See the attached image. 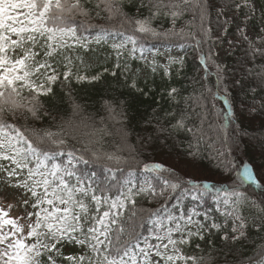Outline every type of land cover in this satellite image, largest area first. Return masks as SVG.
I'll list each match as a JSON object with an SVG mask.
<instances>
[{"label":"snow or ice","instance_id":"obj_1","mask_svg":"<svg viewBox=\"0 0 264 264\" xmlns=\"http://www.w3.org/2000/svg\"><path fill=\"white\" fill-rule=\"evenodd\" d=\"M133 6L136 14L130 16L118 0H97L96 17L107 21L120 17L118 30L77 23V13L91 16L82 0L70 4L62 0H0V182L22 190L28 196L23 203L33 209L27 213V224L0 209V264H58V259L67 264H200L203 257L198 260L183 251L194 239L203 241L213 230L224 231L221 239L227 247L228 242L234 245L245 240L250 229L264 232V163L243 162L238 166L230 159L240 151L242 141L238 137L225 135L219 141L213 159L220 178L201 175L200 144L206 136V123L212 127L208 97L222 93L226 106L229 99L234 100L228 72L215 61V84L204 83L198 95L186 97L188 107L178 116L168 113L167 126L157 121L154 134L141 138L139 147L131 148L127 159L101 154L87 144L70 147L61 133L41 134L26 126L29 118L41 119L38 97L52 93L51 86L61 76L65 81L71 78L70 49L87 54L93 51V44L99 47L112 39L116 69L121 68L120 60L127 55L150 63L155 72L157 62L155 58L149 62L147 55L155 57L159 49L148 47V41H160L166 50L183 49L191 42L203 54L204 45L212 39L211 29L204 26L212 10L209 0H134ZM252 7L254 13L255 5ZM223 12L221 7L217 16ZM185 14L192 19L177 30V21ZM165 21L171 26L165 27ZM89 29H95L94 36ZM246 29L247 23L238 27L248 44L247 59L241 62L239 71L258 79L256 87H261L264 64L257 67L256 60H264V28L255 31L254 41ZM116 37L120 38L118 42ZM213 54L209 45L204 71ZM57 57L63 61L62 73ZM77 59L83 62L82 57ZM247 60L252 67H244ZM184 62L183 56H169L161 67L165 75L173 65L179 73ZM123 68L130 71L127 62ZM236 72L233 69L232 76ZM76 79L88 77L77 75ZM240 83L233 80L231 85ZM131 87H136L135 81ZM176 93L172 88L169 95L174 97ZM234 109L233 103L226 115L233 116ZM21 117L24 126L19 124ZM181 136L185 140L177 143ZM169 147L182 157L179 163L145 162L140 166V157H146L149 150L164 154ZM101 160L108 163L97 169L90 167ZM237 168L239 181L233 177ZM138 200L157 206L145 209ZM209 201L214 208L206 207ZM213 211L231 222L230 232L217 223ZM68 245L78 246L81 254L64 255L62 249ZM244 264H264V247Z\"/></svg>","mask_w":264,"mask_h":264},{"label":"trees","instance_id":"obj_2","mask_svg":"<svg viewBox=\"0 0 264 264\" xmlns=\"http://www.w3.org/2000/svg\"><path fill=\"white\" fill-rule=\"evenodd\" d=\"M250 1L258 4L264 11V0H209L212 10L205 17L204 26L211 29L212 39L204 45L203 54L191 42L183 49L175 47L181 49L182 53L179 56L171 57L183 56L185 58L183 70L179 73L176 66L173 65L170 74L165 75L164 68L161 66L167 64L169 56L162 63L160 51L155 54V57L152 54L147 55L149 62L153 58L157 62L155 72L152 71L150 63L146 64L140 59H131L127 55L120 60L121 68L116 69L117 60L115 52L111 48L112 39L99 47L93 44V51L87 54L83 51L70 49L67 54L71 55L73 60L71 78L65 81L61 76V79L51 86L52 93L38 97L41 119L33 120L34 122L28 119L26 126L39 130L41 134L44 131L61 133L68 139L70 147L81 148L87 144L93 151H98L101 154L112 153L127 159L130 156V149L139 147L141 138L154 134L153 129L157 127V121L167 126L166 121L170 119L168 113H175L178 116L188 107L186 97L193 96L194 93L198 95L201 85L204 83L215 84V64L217 62L212 63L214 61L212 55L211 60L208 61L207 71H204L205 59L208 56L209 45L213 48V39L224 33L226 36L224 43H227L232 49L225 56L222 66L228 72L232 87L231 95L234 100L229 99V104L226 106L225 96L222 93H218L215 98L208 97L207 106L210 110L208 120L212 127L209 128L206 123V136L200 144L203 156L201 175L213 179L220 178L213 158L216 150L220 148V139L225 135H235L242 141L240 151L229 157L238 166H242L243 162H251L255 165L264 163V86L256 87V84L259 83L258 79L239 71L241 62H245L247 59L245 53L248 44L242 39L238 27L241 28L249 21L245 19L248 12L244 3ZM62 2L70 4L74 0H62ZM82 2L87 4L91 13L90 18H87L88 22L118 30L121 28L120 17L111 21L96 17L97 0H82ZM118 3L121 4L125 13L135 16L134 0H118ZM221 7L224 8L226 14H239V23H225L226 20L215 17ZM101 16H106V13L101 12ZM191 19L190 14H185L177 21V30L185 28ZM170 26L171 22L165 21V27ZM249 26L254 29L255 33L260 28H264V18L260 23L258 20H250ZM127 27L124 25L125 29ZM89 32L94 36L95 29H89ZM119 39L116 37L117 42ZM230 41L231 43H229ZM147 43L148 47L163 46L160 41H148ZM77 56L82 57V63L80 59H77ZM57 60L59 61L57 68L62 73L64 71L62 58L57 57ZM125 62L130 66V71H124ZM261 64H264V60L257 58V67ZM244 67H252V62L247 60ZM233 69H237L235 76H232ZM113 72H116L115 76L112 75ZM77 75L86 76L88 79L78 81ZM97 75L99 79H91ZM233 80H238L241 83L232 86ZM133 81L136 83L135 88L131 87ZM172 88L177 90L174 97L169 95ZM253 88L255 91H252ZM24 95L27 97V91ZM233 103L235 105L234 115L229 117L226 112ZM213 105H215L214 110H212ZM245 109H249V111H245ZM24 122L21 117L19 124L24 126ZM184 140L185 137L181 136L177 143ZM181 159L182 157L177 156L176 151L171 147L165 149L164 154L159 150L156 152L149 150L146 157H140V166L142 167L145 162L161 161L166 165H174ZM106 163H108L106 160H101L90 167L97 169ZM238 171L239 168L233 171V177L237 181L240 180ZM138 204L145 209L157 206L156 204L149 205L144 200H138ZM206 207L214 208L215 206L209 201ZM213 215L217 218V223L224 225V230L230 232L231 222H226V218L215 211H213ZM223 234L224 231L213 230L212 233L206 234L203 241L194 239L190 245H185L183 251L186 255L195 256L198 260L203 257L200 264H225L226 260L228 264H244L248 257L258 255L260 249L264 247V232L250 229L245 240L234 245L228 242L227 247H225L226 242L221 239ZM197 244L200 245L199 248H197ZM62 251L64 255L81 254V249L72 245L64 247ZM58 264H67V262L58 259ZM188 264H192V262L189 261Z\"/></svg>","mask_w":264,"mask_h":264},{"label":"rangeland","instance_id":"obj_3","mask_svg":"<svg viewBox=\"0 0 264 264\" xmlns=\"http://www.w3.org/2000/svg\"><path fill=\"white\" fill-rule=\"evenodd\" d=\"M253 4L255 5L254 13L252 7ZM244 6L247 8V12H248L245 19L251 17V19H247L249 21L246 22L247 23L246 31L250 39L255 40L254 29L251 28L249 24H250V20H258V23L261 22V20L264 18L262 17V10L260 6L253 1L244 3ZM215 17H218L217 14L215 15ZM219 17H221L222 19L226 20L228 23L231 24L239 23V14L237 13L226 14V12L224 11L223 15H220ZM74 19L76 21H79L80 23L88 22L86 17L78 13L74 16ZM244 26L245 24L241 28H243ZM225 40H226V36L223 33L221 36L214 38L212 41L213 53H214L212 58L215 62H217V64L220 65L224 63L225 56L232 49L227 43L226 44L224 43ZM158 49L163 54L161 59L162 63L165 62L166 56H179L180 53H182L181 49L175 47H171L166 50L165 47L159 46ZM29 120H31V122H34L31 118H29ZM0 177H3V173H0ZM24 199H28V196H26L22 190L8 187L5 183L0 182V209H3L6 212H8L11 217L20 218V223L27 224L28 223L27 213L32 212L33 209L31 208V204L26 206L23 203Z\"/></svg>","mask_w":264,"mask_h":264}]
</instances>
